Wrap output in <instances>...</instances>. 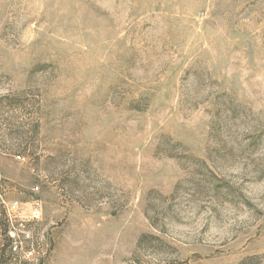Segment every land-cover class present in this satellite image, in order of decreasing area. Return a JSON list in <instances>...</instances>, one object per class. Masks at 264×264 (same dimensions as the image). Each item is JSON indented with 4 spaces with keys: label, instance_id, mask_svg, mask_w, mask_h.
Returning <instances> with one entry per match:
<instances>
[{
    "label": "rangeland",
    "instance_id": "rangeland-1",
    "mask_svg": "<svg viewBox=\"0 0 264 264\" xmlns=\"http://www.w3.org/2000/svg\"><path fill=\"white\" fill-rule=\"evenodd\" d=\"M0 264H264V0H0Z\"/></svg>",
    "mask_w": 264,
    "mask_h": 264
}]
</instances>
